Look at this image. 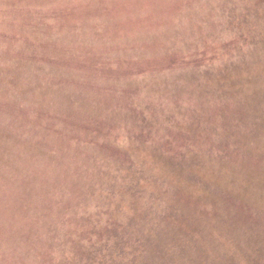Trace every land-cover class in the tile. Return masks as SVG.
I'll use <instances>...</instances> for the list:
<instances>
[{"label": "rangeland", "instance_id": "rangeland-1", "mask_svg": "<svg viewBox=\"0 0 264 264\" xmlns=\"http://www.w3.org/2000/svg\"><path fill=\"white\" fill-rule=\"evenodd\" d=\"M0 264H264V0H0Z\"/></svg>", "mask_w": 264, "mask_h": 264}]
</instances>
